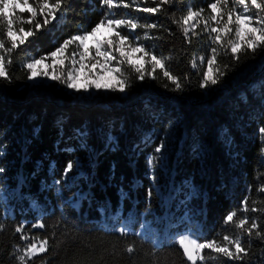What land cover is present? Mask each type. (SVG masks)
Wrapping results in <instances>:
<instances>
[{
	"label": "trees",
	"instance_id": "1",
	"mask_svg": "<svg viewBox=\"0 0 264 264\" xmlns=\"http://www.w3.org/2000/svg\"><path fill=\"white\" fill-rule=\"evenodd\" d=\"M158 2L123 0L111 14L158 25L121 31L165 58L179 90L160 69L156 79L141 81L128 66L123 70L131 86L122 93L84 96L57 84H28L26 60L90 31L109 12L101 0H65L56 19L6 57L10 79H0V264H18L17 252L43 239L48 251L29 264H190L174 235L222 240L239 231L223 218L240 209L245 196L249 208L264 209V192L257 191L264 186V136L258 131L264 126V48L246 50L237 61L230 47H219L214 67L224 75L201 88L193 64L206 37L198 28L186 40L173 21L189 8L209 17L213 0H173L156 13L141 10ZM15 15L21 18L14 19L15 31H35L23 23L30 13ZM0 32L6 33V22ZM0 39L10 47L6 35ZM69 161L77 163L64 176ZM243 215L257 220L264 237V211ZM38 222L45 227L33 228ZM20 224L24 231L15 233ZM241 235L249 250L243 260L210 259L206 250V264H264V239L255 232Z\"/></svg>",
	"mask_w": 264,
	"mask_h": 264
},
{
	"label": "snow or ice",
	"instance_id": "2",
	"mask_svg": "<svg viewBox=\"0 0 264 264\" xmlns=\"http://www.w3.org/2000/svg\"><path fill=\"white\" fill-rule=\"evenodd\" d=\"M65 0H38L37 6H33L29 0H0V27L6 22V33L0 32V36L6 35L7 43H10V47H6V41L0 39V50H3L4 54H0V79H10L7 65L11 63L10 59H6L7 56L17 49L19 46L26 43L28 38L33 37L36 32L42 30L44 26H47L52 20L56 19L57 14L62 10V6ZM173 0H159L156 7H144L141 9L146 13H156L161 5L172 3ZM123 3V0H101L102 6H107L109 12L99 20L91 28L83 30L82 33L71 36L65 39L62 44L55 48L54 51L49 52L46 56L39 59H31L24 63V68L27 70V79L35 80L40 77H44L53 81H57L64 84L68 89L76 92H88L91 88L97 90H112L125 92L127 88L131 86V82L127 75H125L121 65L127 64L137 74L136 79L143 81L146 76L156 79V70L160 69L163 72V76L166 77L172 84L175 85V89H181L182 85L179 79L172 75L166 68L165 58H160L154 55L144 45H134L127 35H123L119 29L126 27L129 30H135L137 27H144L146 29H155L158 27L155 23H147L140 25L138 21L131 18H115L111 14V10L114 7ZM124 7H129V4L124 3ZM229 6V0H213L208 4V8L211 9L212 15L210 20L216 24H220L223 21L222 27L208 26V21H205V30L211 34H215L212 37V43L217 44L220 47H230L231 56L234 60H239V54L251 50L255 52L258 48H264V0H234L233 7L227 14V20H223L224 9ZM255 8L258 13L253 17L250 12V7ZM238 7H242V10H237ZM19 9L20 12H28L30 16L23 23L33 25V28L25 30L23 27L19 28V31H15L13 28L14 19L19 21L21 18L15 15V11ZM203 9L194 11L191 8L188 9L187 15L182 17V20L174 23H180L182 25V32L186 40L189 39V33L196 35L194 29L200 22ZM37 16L43 18V23L37 21ZM219 17V19H218ZM234 17V19H233ZM195 21V23H189ZM234 25V28L232 27ZM104 28L109 33L107 36H99L100 30ZM234 31L236 40L227 39V45L224 44V40ZM91 38V46L86 41ZM76 45L78 51L73 52L71 55L72 68L67 70V75H64L65 61L69 60V56L66 53L69 47ZM105 45L107 47L105 48ZM95 51V56L91 55V52ZM111 50V51H110ZM112 51L119 53V59L112 54ZM140 55L137 56L136 54ZM212 55L210 57H201V62L207 59V70L202 73V80L200 82L201 88H206L210 84L215 85L218 83L220 76L224 75V72L219 68H215L218 61V49L213 47L211 49ZM79 55V61L76 56ZM99 57L101 59H96ZM51 58L52 63L47 64L45 61ZM148 58V59H146ZM95 60V63L91 65V69L99 68V72H91L87 70V61ZM116 60L117 65L109 67L112 61ZM79 63V68L76 65ZM145 64H151L152 71L148 72L145 68ZM42 65V68L38 66ZM195 67V64H193ZM52 69L49 71L48 69ZM59 69V70H58ZM84 72V82L78 83L79 74ZM102 73L111 74V79L115 83H101L103 79ZM259 133L264 136V126L258 129ZM163 145L157 146L156 153L161 152ZM264 152V148L261 150ZM156 158L148 160L150 166L155 165ZM76 161H69L66 167L63 169L64 176H67L69 172L76 166ZM4 169L0 168V172ZM60 183V181H56ZM258 192H264V186L257 189ZM249 197L245 196L241 201V208L237 211L229 212L224 218L223 223L225 225H232L235 229L239 230L233 235L225 234L222 236V240L217 238L200 240L199 236L192 232L177 233L172 237L173 244H178L179 248L183 250V256L190 262V264H206L205 251L207 250L208 258L216 259L217 256L226 257L229 260H243L244 256L249 254V250L245 248L242 240L241 233H247L252 236L255 232L257 237H261V233L257 231L259 225L255 218H250L243 213L248 211L259 212L264 211L257 207L249 208ZM256 202L253 201V204ZM33 228H44L43 223H35ZM3 226L0 225V230ZM15 233H22L24 231V224H20L15 228ZM119 231L124 234L126 229L121 227ZM264 239V237H261ZM22 240L28 241L27 235L21 236ZM49 240L43 239L38 244L35 241L27 243L23 249L22 254L17 252L15 259L18 264H29L39 254L48 251ZM126 251L132 253L134 249L127 247Z\"/></svg>",
	"mask_w": 264,
	"mask_h": 264
},
{
	"label": "rangeland",
	"instance_id": "3",
	"mask_svg": "<svg viewBox=\"0 0 264 264\" xmlns=\"http://www.w3.org/2000/svg\"><path fill=\"white\" fill-rule=\"evenodd\" d=\"M233 4H234V0H231V1H229V6L227 7V8H225L224 9V16H223V20H227V12L228 11H230L231 10V8L233 7ZM250 7V12H251V14H253V17H254V19H255V16H256V14L258 13V11L259 10H257V9H255V8H251V6H249ZM238 11L239 10H242V7H238V9H237ZM15 12H20L19 11V9H17ZM212 15V13L210 14V16ZM210 16L209 17H206V18H204L203 16L200 18V22H199V24H197V27L194 29V31L196 32V30H198V28H199V30H201V32L204 34V36L206 37V44H205V46L202 48V50H201V52L198 54V56L196 57V59H195V61H194V64H195V70L200 74V76H201V79L203 78L202 77V73H203V71H205V70H207V59H205L203 62H201V57H205V58H207V57H210L211 55H212V53H211V49L213 48V47H215V48H219L220 46L219 45H217V44H213L212 43V37H214L215 36V34H211V37H210V34H209V31H206L205 30V21H208V26H209V28H211V27H222L223 26V21H221V23L220 24H216L215 22H213V21H211L210 20ZM218 19H219V17H218ZM233 19H234V17H233ZM190 24L191 23H195V21H190L189 22ZM233 28H234V25L232 26ZM121 29H127V30H129L128 28H126V27H122V28H120L119 29V31L123 34V32L121 31ZM130 31V30H129ZM109 33L107 32V30L106 29H104V28H102L101 30H100V33L98 34L99 36H107ZM189 35H192L191 33H189ZM227 39H232V40H236L237 38L235 37V33H234V31L232 32V33H230L229 34V36L224 40V43H226L227 42ZM129 40L134 44V45H137V44H139V45H142V43H141V41L138 39V38H132V39H130L129 38ZM86 43L89 45V46H91V43H92V41H91V38L88 40V41H86ZM73 46V48H74V50L71 52V51H68L67 53H66V55H68L69 56V60H67V61H65V65H64V69H65V71H64V75H65V77H66V75H67V70L68 69H71L72 68V64H71V55H72V53L73 52H76V51H78V49H77V46L76 45H72ZM107 47V45H105V48ZM71 47H69V49H70ZM111 51V50H110ZM112 54L114 55V56H116L117 57V60L119 59V53H117V52H114V51H112ZM91 55L92 56H95V51H94V49H93V51L91 52ZM137 56H139L140 54L139 53H137L136 54ZM34 57H30L28 60H31V59H33ZM35 59H39V58H35ZM76 59H77V61H79V55H77L76 56ZM96 59H101V58H99V57H96ZM146 59H148V58H146ZM28 60H26V61H28ZM45 63H47V64H51L52 63V61H51V58H49V59H47L46 61H45ZM93 63H95V60H89V61H87V69H86V71L87 70H91V72H99V68H97V69H91V65L93 64ZM117 65V61L116 60H114V61H112V63L109 65V67H114V66H116ZM123 66H128L127 64H124V65H121V67L123 68ZM43 66L42 65H40V66H38V68H42ZM76 67L77 68H79V63L76 65ZM128 67H130V66H128ZM131 68V67H130ZM145 68L147 69V68H151L152 69V66H151V64H145ZM132 69V68H131ZM49 71H52V69L50 68V69H48ZM59 70V69H58ZM133 70V69H132ZM134 71V70H133ZM102 76H103V79H101L100 80V82L101 83H115V81H113L112 79H111V74H108V73H102L101 74ZM77 82L78 83H83L84 82V72H81L80 74H79V78H78V80H77ZM40 83H43V84H57V85H60V86H63L68 92H70V93H72V94H78V95H84V96H92V95H95V94H97V93H107V92H110V91H112V90H104V89H100V90H97V89H95V88H91L88 92H83V91H80V92H76V91H74V90H71V89H68L64 84H61V83H59V82H57V81H53V80H50V79H47V78H44V77H40V78H37V79H35V80H28V84H30V85H34V84H40ZM211 86V84L208 86V87H206L205 89H207V88H209ZM120 92V91H119ZM122 93V92H121ZM0 199H3V193L0 191ZM36 228H39V227H36ZM157 241H158V237H157ZM38 244V243H37Z\"/></svg>",
	"mask_w": 264,
	"mask_h": 264
}]
</instances>
